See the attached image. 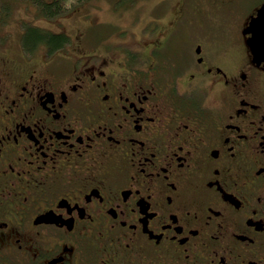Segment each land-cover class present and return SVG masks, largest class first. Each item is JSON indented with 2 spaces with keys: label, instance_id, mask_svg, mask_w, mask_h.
Listing matches in <instances>:
<instances>
[{
  "label": "flooded vegetation",
  "instance_id": "1",
  "mask_svg": "<svg viewBox=\"0 0 264 264\" xmlns=\"http://www.w3.org/2000/svg\"><path fill=\"white\" fill-rule=\"evenodd\" d=\"M143 2L0 44V264H264V0Z\"/></svg>",
  "mask_w": 264,
  "mask_h": 264
},
{
  "label": "rangeland",
  "instance_id": "2",
  "mask_svg": "<svg viewBox=\"0 0 264 264\" xmlns=\"http://www.w3.org/2000/svg\"><path fill=\"white\" fill-rule=\"evenodd\" d=\"M143 3V0H138L136 5L123 0H87L71 11L54 16L42 12L37 3L19 1L0 21V41L4 40L0 44L15 49L26 24H34L50 32L62 31L70 41L76 34L87 41L105 37L110 41L122 40L127 37L125 30L135 18V9L142 13Z\"/></svg>",
  "mask_w": 264,
  "mask_h": 264
},
{
  "label": "trees",
  "instance_id": "3",
  "mask_svg": "<svg viewBox=\"0 0 264 264\" xmlns=\"http://www.w3.org/2000/svg\"><path fill=\"white\" fill-rule=\"evenodd\" d=\"M19 1L32 2L35 5L39 4V9H41L42 12L55 16L62 12L65 13V11H71L75 6L87 0H0V7H2L0 10V21L4 20L5 16L9 15L12 6ZM123 1L130 3L133 0ZM61 38L66 40L67 34L62 31L50 32L34 24H26L20 37V43L23 46L26 44L31 45L34 42L40 43L42 41L48 43L50 40L58 43Z\"/></svg>",
  "mask_w": 264,
  "mask_h": 264
},
{
  "label": "water",
  "instance_id": "4",
  "mask_svg": "<svg viewBox=\"0 0 264 264\" xmlns=\"http://www.w3.org/2000/svg\"><path fill=\"white\" fill-rule=\"evenodd\" d=\"M247 30L251 32V37L246 40V44L254 60H264V3L252 16Z\"/></svg>",
  "mask_w": 264,
  "mask_h": 264
}]
</instances>
